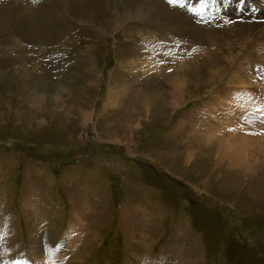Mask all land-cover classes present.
I'll return each mask as SVG.
<instances>
[{
  "label": "rangeland",
  "instance_id": "rangeland-1",
  "mask_svg": "<svg viewBox=\"0 0 264 264\" xmlns=\"http://www.w3.org/2000/svg\"><path fill=\"white\" fill-rule=\"evenodd\" d=\"M14 1L0 7V264H264V48L234 33L264 25V1L218 0L201 21L150 0L178 22L84 20L50 46L25 42L11 18L30 8Z\"/></svg>",
  "mask_w": 264,
  "mask_h": 264
},
{
  "label": "bare ground",
  "instance_id": "bare-ground-1",
  "mask_svg": "<svg viewBox=\"0 0 264 264\" xmlns=\"http://www.w3.org/2000/svg\"><path fill=\"white\" fill-rule=\"evenodd\" d=\"M107 1L108 0H105V1L104 0H39L38 2L35 1L34 4L30 3V0H26V1L20 0V4H18L19 3L18 1H14L17 3L14 6L15 12L16 11L19 12L18 8H20L21 6L29 7L30 11H27L28 12L27 14L22 13L21 15L17 16V18H15L13 16V18H11V20L13 21L14 26L18 25V24H16L17 22H19L21 24L22 35H23V32L26 31V34H25L26 35L25 36L26 41L25 42L29 43L31 45L32 44L36 45V46H37V44H40V43H46L45 45H47V46L52 45L51 39H52V37H54V35H53L54 33L59 34V35H66L69 37V35H71V33H76V28L79 26L78 24H80V25L84 24V20L91 26L92 25L93 26L98 25L99 27H102L101 29H103V28L106 29V27H107L106 25H108V27L113 26V30H121V31L122 30L124 31L126 28V24H129L130 22H137V23H141V24H144L145 26H150V27H163L164 24H165V26H167V25L169 26L170 24L172 26L173 24L175 25V23L178 22V21L175 22V20H178V19H176V15H174L172 12L168 14L166 9H165L166 5L163 6L160 1L153 2L152 3L153 6H152V5L146 3V2L151 3L150 0H137L136 2H131L128 7H124L123 5H116L113 3V1L110 4L111 1H109V2H107ZM231 1H232V3L234 2L237 5H240V2H241V0H231ZM262 1H264V0H262ZM11 2H12V0H0V7L2 6V4H9ZM198 2H199V0H197L196 5H198ZM218 2L219 1L216 0V5L214 7H210L208 9V11H214L217 8ZM256 2H258V1L257 0H243L242 7L243 6H246L247 8H248V6L254 7V4L256 5ZM39 3H41V6H48V7L52 8V10L54 12L53 14H52V10L49 12V14L52 15L50 18L51 23L47 22L45 20L42 23L43 27H40V24L36 23L35 18H34V14L32 13L33 12L32 8H36V6H33V5H36ZM186 3L189 4V1L186 0ZM109 4H110V7L107 8V5H109ZM229 5H231V4H229ZM110 8L113 9V11H112L113 13L110 12V10H109ZM107 9H108V11L106 12ZM172 11H174V13L177 15L188 13L187 8L182 9V8L178 7ZM250 11H251V9H250ZM107 15L108 16L111 15V18H108ZM18 20H21V21H18ZM104 23L106 25H103ZM7 24H8L7 21L4 22V20H2V21L0 20V34L3 32L2 31L3 29H6ZM180 24H178V25H180ZM190 28H193V27H190ZM47 31L49 33H47ZM103 31H102V34H101L102 36L100 39H102V38L104 39L105 37L108 36ZM82 33H84V32H82ZM234 33H235L236 37L247 38L246 40H248V43H251V44L254 43V44H256V46L261 45L260 47L264 48L263 47V45H264V37H263L264 25L261 28H258L255 24L248 25V26L245 25L243 28H241L240 30H238ZM191 35H192V32H191ZM202 35H203V33H202ZM187 36H189V35H187ZM252 39H254L255 42H251ZM242 47L245 49L251 48V46L249 44H245ZM48 52H50V51H48ZM54 54H56V52L51 53V55H54ZM56 56H63V55L58 50ZM49 57H51V56H49ZM51 59L52 58H49L50 61H51ZM259 64L264 65V63H262V62ZM238 69L240 70V68H238ZM239 70L236 71V74H234V76L236 79L242 80L240 78L239 73H238ZM215 71H216L215 73H219V75H221L224 72V68L219 67ZM211 73H212V71L210 70V74ZM214 78L210 79L209 82L212 83L214 81ZM119 83H121V82H119ZM241 83L243 84V82H241ZM173 90H174V88H173ZM213 136H215V135H213ZM239 146H240V144H236L233 147L238 149ZM244 151H246V149ZM221 155L222 156H219V157L222 158L223 160L228 159L229 158L228 156H230L227 153H224ZM233 158L235 160L234 155H233ZM189 159L190 160L193 159V156H191L190 153H189ZM223 160H222V162H223ZM219 163H221V162H219ZM233 165H235V164L233 163L232 166ZM246 167H247L246 165L245 166L242 165L243 169H246Z\"/></svg>",
  "mask_w": 264,
  "mask_h": 264
},
{
  "label": "snow or ice",
  "instance_id": "snow-or-ice-1",
  "mask_svg": "<svg viewBox=\"0 0 264 264\" xmlns=\"http://www.w3.org/2000/svg\"><path fill=\"white\" fill-rule=\"evenodd\" d=\"M167 4L172 7L187 8V11L193 16L198 17L201 21L206 18V13L210 7L216 5V0H199L198 5H189L186 0H166ZM243 0H241V5ZM255 113L259 114L258 119L261 123H264V106H257ZM241 119L248 124H252L254 121L249 118L248 114H243ZM14 264H27L26 261H15Z\"/></svg>",
  "mask_w": 264,
  "mask_h": 264
}]
</instances>
